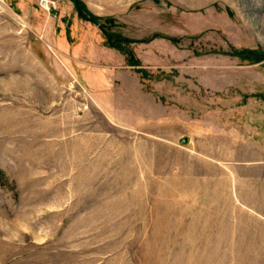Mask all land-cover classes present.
Returning <instances> with one entry per match:
<instances>
[{
  "label": "rangeland",
  "instance_id": "1",
  "mask_svg": "<svg viewBox=\"0 0 264 264\" xmlns=\"http://www.w3.org/2000/svg\"><path fill=\"white\" fill-rule=\"evenodd\" d=\"M0 264H264V0H0Z\"/></svg>",
  "mask_w": 264,
  "mask_h": 264
},
{
  "label": "crops",
  "instance_id": "2",
  "mask_svg": "<svg viewBox=\"0 0 264 264\" xmlns=\"http://www.w3.org/2000/svg\"><path fill=\"white\" fill-rule=\"evenodd\" d=\"M229 202L232 204V206H235V205H233V204L237 203L233 198H231ZM239 202H240V201H239ZM232 208H233V207H232ZM246 211H247V208H246ZM231 215H233V213L230 214V216H231ZM230 218H234V216H233V217H230ZM230 218H224V219H230ZM245 218L248 219L249 216L243 217V220H241V223H239L238 221H236L235 223L232 222V223L230 224V226H229L230 229H232V230L230 231V233H235V231H234L233 229L236 228V227H238V226H240V227H244V228L249 227V226H250V222L247 221ZM252 219H254V218L251 217V220H252ZM217 223H218V222H217ZM223 225L225 226V223H223L222 225L219 224L218 226L223 227Z\"/></svg>",
  "mask_w": 264,
  "mask_h": 264
}]
</instances>
